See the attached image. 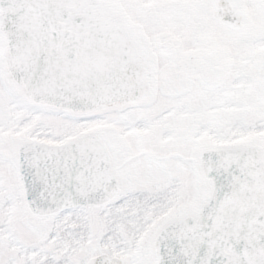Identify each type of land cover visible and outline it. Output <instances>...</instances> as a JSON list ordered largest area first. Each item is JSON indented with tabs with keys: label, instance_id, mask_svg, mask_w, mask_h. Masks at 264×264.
Instances as JSON below:
<instances>
[{
	"label": "snow or ice",
	"instance_id": "obj_1",
	"mask_svg": "<svg viewBox=\"0 0 264 264\" xmlns=\"http://www.w3.org/2000/svg\"><path fill=\"white\" fill-rule=\"evenodd\" d=\"M0 264H264V0H0Z\"/></svg>",
	"mask_w": 264,
	"mask_h": 264
}]
</instances>
